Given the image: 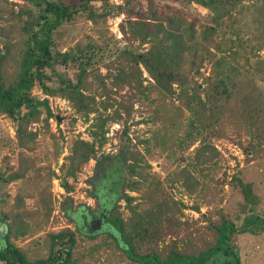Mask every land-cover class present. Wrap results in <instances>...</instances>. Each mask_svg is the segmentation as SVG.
I'll return each instance as SVG.
<instances>
[{"label": "trees", "instance_id": "16d2710c", "mask_svg": "<svg viewBox=\"0 0 264 264\" xmlns=\"http://www.w3.org/2000/svg\"><path fill=\"white\" fill-rule=\"evenodd\" d=\"M234 1L243 0H147L145 4L144 0H0V113L15 122L18 145L30 148L37 135L31 124L42 118L48 125L55 115L48 98L32 94L38 83L46 94L67 99L85 118L96 112L93 139L73 142L60 177L66 192H71L74 187L68 177L76 178L81 166L95 159L93 174L87 179L91 185L87 193L95 206L83 203L72 209L68 196L62 207L72 222L70 211L82 207L84 214L94 215L107 209L104 221L113 225V231L97 233H83L77 226L51 232L49 254L33 257L17 243L29 233L27 221L20 213L4 211L0 222L7 224V230L0 244L1 262L99 264L101 245L90 246L87 252L77 249L79 232L89 239L106 234L108 248L116 247L127 264H246L237 238L264 233V206L254 181L237 172L231 175L230 183L237 187L242 200L234 215L218 211L217 219L213 217L215 211L204 213L196 203L192 208L200 213L199 219L183 220L176 214H183L185 204L165 194L155 202L146 199L149 204L141 210L134 203L137 196L132 194L150 182L152 173L145 170L150 167L145 154H150L151 143L184 152L199 142L192 160L176 174V180L189 193L197 192L202 181L194 172L208 178L205 169L220 154L212 139L224 134L226 118L232 119L233 114L249 126L253 139L249 148L244 147L248 154L255 157L264 152V88L260 84L264 80V57L259 55L264 49V29L254 32L260 36L253 38L243 35L242 26H233L230 22L235 19L227 9L238 6ZM252 1L253 22L264 27V0ZM195 3L210 13L197 11ZM243 10L239 9V14ZM121 14L125 15L119 24L127 40L124 47L103 27L109 18ZM243 18L236 20L242 24ZM81 21L98 27L97 35H87L85 40L62 49L70 27ZM146 44L149 46L144 47ZM240 56L248 67L240 64ZM206 60L211 64L207 73L202 70ZM101 66L106 67V73L101 72ZM95 86L98 93L91 92ZM153 89L163 101L170 98L171 102L155 107V116L136 124L158 120L157 115H161L165 125L175 126L185 111L175 104L173 96L184 101L190 115L182 137L170 128L154 129L150 137L138 138L137 143L146 146L144 153L132 144L129 120L134 102L149 100ZM97 94L102 98L97 99ZM109 108L114 111L107 113ZM111 121L122 122V140L116 152H99ZM24 160L21 158L22 163ZM21 169L11 172L9 178L23 177L26 170ZM157 183L155 189L161 190ZM122 207L128 209V216L123 215Z\"/></svg>", "mask_w": 264, "mask_h": 264}, {"label": "rangeland", "instance_id": "374dc122", "mask_svg": "<svg viewBox=\"0 0 264 264\" xmlns=\"http://www.w3.org/2000/svg\"><path fill=\"white\" fill-rule=\"evenodd\" d=\"M11 1L15 3L24 2V0ZM112 1L122 3L124 0ZM144 1L145 4L147 0ZM234 2H238V6L227 9L235 19L230 23L233 26H242L243 35H250L253 38L259 37L260 35L255 36L253 34L264 29V27H259L258 24L253 22L255 13L253 1ZM194 7L203 14L210 13L207 8L199 4L195 3ZM15 8L17 9L18 6H15ZM239 9H244L242 15L239 14ZM243 16V23L240 24V21L236 19H241ZM124 17L125 15L121 14L109 18L107 24L103 26L109 30L108 34L110 36L115 35L119 38L118 45L120 47L127 45V40L119 27ZM97 28L89 21H81L71 26L68 35L62 40L64 41L61 44L62 49L65 50L77 41L85 40L87 35L96 36ZM148 46L149 44H146L144 47ZM110 47L114 49L113 44H110ZM259 55L264 57V49L259 51ZM239 62L241 65L248 67L244 56L239 57ZM69 66L73 67V65ZM210 66L211 64L206 60L202 70L207 73ZM106 71V67L101 66V72L104 74ZM144 74L149 77L147 72H144ZM150 80L153 82L151 78ZM199 81H202V78H199ZM260 84L264 88V80L260 81ZM125 91L126 88L122 93ZM91 92L98 93L96 86L92 88ZM32 94L41 99L48 98L50 107L56 116L49 118L48 125L42 118L40 121L31 124L30 128L36 131L37 135L35 140L30 143L31 147L24 148L18 145L15 122L8 115L0 113V219H2L4 211L20 213L29 225V233L18 239L17 243L30 256L40 257L49 254V235L51 232H57L65 227L75 229L77 226L83 233H97L108 230L113 231V225L104 221L108 212L107 209H101L94 215L84 214L85 208L82 207L76 211H70V216L74 220L72 222L62 207L68 196L71 197L72 209L83 203L92 207L95 206L94 199L87 193L91 189L87 179L93 174L95 159L85 162L81 166V170L76 173V178L68 177L69 182L74 187L71 192H66L60 177L64 173L61 165L69 162L67 157L71 153L73 142L78 138L93 139L91 134L94 129L92 123L97 113L92 112L88 119L85 118L75 111L67 99L46 94L39 83L34 87ZM112 95L120 98L115 93H112ZM96 96L97 99L102 98L99 94ZM173 98L175 104L184 108L185 111L173 127L170 124L165 125L166 122L161 115H157L158 120L148 119L147 122L136 124V121H141L144 117L155 116L153 109L157 106L163 107L165 101L166 103L171 102L170 98L163 101L160 94L153 89L150 92L149 100L134 102L133 120H129V135L132 144H136L137 148L144 151V153L146 146L137 143V140L138 138L150 137L154 129L166 131L171 128L174 135L177 134L181 137L184 135L185 125L190 113L184 106L182 99L175 96ZM112 111L114 109L109 108L107 113ZM103 113L106 112L103 111ZM236 116L233 114L232 119L227 117L224 134L221 137L212 139L220 154L215 157L210 168L205 169V172L209 175L208 178L200 176L199 171L194 172V175L202 181V186L194 194L189 193L181 182L176 180V174L192 160L194 148L199 145V142H196L184 152L181 149L178 150L177 147H174V150L171 151V146L164 148L151 143L152 150L150 154H145L146 159L150 162V167H146L145 170L151 172L152 175L150 176V182L144 185L140 191L132 192L133 195L137 196L134 203H138L142 210L148 206L149 202H155L160 199L161 195L165 194L173 196L175 200L185 204L182 206L183 214H176L183 220L199 219L200 213L192 208V205L196 203L200 204L201 211L204 213L215 211L214 219L218 218V211L234 215L239 202L242 200V195L237 187L230 183L231 175L237 172L245 180L255 182L256 190L261 196L264 206V152L255 157L251 153L248 154L244 147L249 148L250 139H253V137L248 131L249 126H246ZM106 128L108 138L99 152L114 153L122 140L123 125L122 122L111 121ZM21 158L25 159L23 163ZM19 168L26 170L25 175L21 178L10 179L11 172ZM211 177H214V179L212 180ZM158 181L161 190L155 189ZM152 192L154 193L153 196L151 195ZM19 198H22L23 204L19 203ZM122 211L124 216L130 214L128 209L124 207H122ZM6 230L7 224L0 222L1 245L4 243L3 237ZM76 238V248L84 252H87L90 246L101 245L99 251L102 255L99 264H127L128 262L126 258L119 257V250L116 247L108 248L106 243L109 239L106 234H101L96 239H89L85 234L77 232ZM236 243L240 247L246 264H264V233L260 235H240ZM144 246L147 249V245ZM0 264L4 263L0 261Z\"/></svg>", "mask_w": 264, "mask_h": 264}]
</instances>
